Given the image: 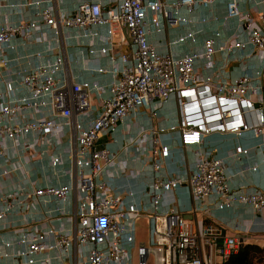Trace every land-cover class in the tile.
<instances>
[{"label": "built area", "instance_id": "obj_1", "mask_svg": "<svg viewBox=\"0 0 264 264\" xmlns=\"http://www.w3.org/2000/svg\"><path fill=\"white\" fill-rule=\"evenodd\" d=\"M218 1L225 3V21L239 20L238 31L226 41L206 38L202 48L184 56L160 52L150 41L152 29L163 31L165 23L178 27L192 22L183 10L192 14ZM73 4L72 10H64L58 0H21L10 6L21 13L32 8L35 16L0 22V177L17 172L29 182L10 191L0 189V262L134 264L136 249L138 264L143 254L144 264L150 258L153 264H225L250 237L244 236L247 231L228 234L214 222V208L239 204L264 218V192L243 182L232 184L228 161L207 150L204 141L215 132L239 137L251 133L262 139L264 148V0ZM187 39L195 41L196 34L189 32L175 42ZM43 43L46 49L26 52L29 45ZM72 46L78 50L77 62H96L86 69L108 75L109 81L74 79L68 64ZM9 50L16 53L14 59ZM218 54L226 64L237 61L245 72L230 80L220 71H198L200 60L207 68L215 67ZM101 57L109 65H101ZM30 58L46 60L31 63L14 77V61ZM173 97L177 125L144 129L130 137L135 146L129 156L146 157L152 171L151 207L140 208L116 194L102 175L118 165L133 177H140L141 170L122 164L101 142L141 110L164 119L161 112ZM169 132L178 133L182 146L196 147L191 173L164 172L163 159L170 157L171 148L160 144L159 136ZM249 153L237 145L231 156ZM66 157L72 167L64 168ZM46 158L55 172H68L75 182L55 184L42 176L32 180L28 165ZM182 185L189 187L194 202L188 212L178 208L173 195ZM141 218L148 221L149 240L138 243ZM7 231L9 237H3Z\"/></svg>", "mask_w": 264, "mask_h": 264}, {"label": "crops", "instance_id": "obj_2", "mask_svg": "<svg viewBox=\"0 0 264 264\" xmlns=\"http://www.w3.org/2000/svg\"><path fill=\"white\" fill-rule=\"evenodd\" d=\"M18 1L21 0H0V22L16 23L21 20L23 16L28 18L35 16L32 8H27L24 13H21L16 7L10 6L12 3H16ZM5 3H8L9 6H5ZM58 3L64 10H72L74 6L73 0H63L61 2L58 0ZM246 7V3L242 2V10H245ZM181 13L191 18L192 22L182 24L178 27L165 23L164 30L160 32L152 29L149 35L150 41L160 52L170 51L176 56H184L202 48L206 38L212 37L218 43H221L231 38L239 28V20L237 18H232L227 21L224 20L226 8L223 1L216 2L211 9L198 7L196 12L192 14H189L184 10ZM189 32L196 34L195 41L187 39L184 42H175L180 36ZM243 37L245 38L246 36L243 35ZM21 42L22 40L20 39L16 41L17 44H20ZM46 46V43H43L42 45H29L26 48V52L33 53L37 50H44L46 49ZM8 53L13 59L16 56V53L11 50H9ZM241 53H243V51ZM68 54L69 70L74 79H86L89 81L99 80L102 83H107L109 81L108 75L99 74L94 72L92 69H86V66L88 65L92 67L99 65L96 62H77L76 59L78 50L74 46L68 49ZM224 59V55L218 54L216 56L217 64L212 68H207L204 61L200 60L198 63V71L203 74H211L213 72L220 71L224 78L230 80H234L245 72L243 65L237 61H232L229 64H226ZM44 60L46 59L30 58L28 60L23 59L22 61H14L15 66L13 67V76L16 77L18 71L29 68L31 63H37L38 61ZM99 63H101V65H109V60L105 57H101L99 59ZM251 70L252 69H250L249 72H251ZM26 92L27 91L25 89L21 91L22 94H26ZM161 114L164 115V119L158 120L152 118L148 110H141L138 115H133L128 118L124 125H120L113 134L107 135L101 142V146L107 147L115 153L122 164H125L128 168L134 170H141L140 177H133L123 173L121 168L122 165H118L111 169V172L102 175V179L107 182L116 194L122 195L126 201L132 202L140 208L151 207L148 188L152 180V171L146 157L139 156L140 158H132L129 156V151L131 149L134 150L135 146L129 141L131 136H137V134L144 129L150 132V129L152 128H169L173 125H177L178 113L175 97L171 98L166 103ZM129 127L131 129L130 132L126 131ZM231 135L236 136L235 134L228 132L212 133L205 138L204 147L207 150L212 151L215 156L228 161L227 173L230 176V182L232 184L237 185L238 183L243 182L251 189L258 188L264 192V148L262 147V139L254 137L250 133L248 137L239 139V141L235 144H225L220 141L221 136ZM159 139L160 144L169 145L171 148L170 157L163 159L164 172L167 174L180 173L182 175L191 173L195 167L196 147L182 146L177 132L165 133L160 135ZM149 145H151L150 141H148V146ZM237 145H243L244 147L249 148L250 153L247 156H242L238 159L232 158L231 154L235 151ZM64 160V168L73 166V161L70 158L66 157ZM0 163H2L1 159ZM254 166L257 168L253 169ZM28 168L31 170L30 178L32 180L42 176L46 182L55 184H61L67 181L73 183L75 182L74 175L57 170L55 172L49 165L47 158L43 161L29 164ZM18 184L29 186L28 180L24 179L21 174L17 172L11 177H0V189L4 191H10ZM183 188L188 189L189 200L191 203L190 206L188 204L185 208H182L179 197V190L183 191ZM173 195L176 198V204L180 210L185 212L191 210L194 202L187 185H182L176 188L173 191ZM73 203L74 195H72L71 200L72 206H74ZM213 220L217 224L224 225L228 234L240 235V233L242 234V232L247 231V233L244 234L245 237H250L247 242L264 245V218L259 216L249 206L238 204L232 208L220 209L215 207ZM7 232L3 237H9L10 232ZM0 264L2 263L0 262Z\"/></svg>", "mask_w": 264, "mask_h": 264}, {"label": "rangeland", "instance_id": "obj_3", "mask_svg": "<svg viewBox=\"0 0 264 264\" xmlns=\"http://www.w3.org/2000/svg\"><path fill=\"white\" fill-rule=\"evenodd\" d=\"M250 134V133H249ZM249 134L243 136V137H237L236 136H221L220 141L224 142L225 144H235L239 141L241 138H246L249 136ZM241 141V140H240ZM180 189V188H179ZM182 190V188H181ZM179 190V197H180V203L182 208H185L188 204L190 206V200H189V191L187 188H183V191ZM137 242L141 243L142 241L148 242L149 239V225L147 223V220L144 218H141L137 222ZM139 262V255L137 253V250H134V264H138ZM264 263V261H263ZM148 264L152 263V258L149 259Z\"/></svg>", "mask_w": 264, "mask_h": 264}, {"label": "trees", "instance_id": "obj_4", "mask_svg": "<svg viewBox=\"0 0 264 264\" xmlns=\"http://www.w3.org/2000/svg\"><path fill=\"white\" fill-rule=\"evenodd\" d=\"M264 261V245L243 243L238 251L231 255L225 264H262Z\"/></svg>", "mask_w": 264, "mask_h": 264}, {"label": "water", "instance_id": "obj_5", "mask_svg": "<svg viewBox=\"0 0 264 264\" xmlns=\"http://www.w3.org/2000/svg\"><path fill=\"white\" fill-rule=\"evenodd\" d=\"M146 258H147L146 254L141 255L140 261H141L142 264H144V262L146 261Z\"/></svg>", "mask_w": 264, "mask_h": 264}]
</instances>
